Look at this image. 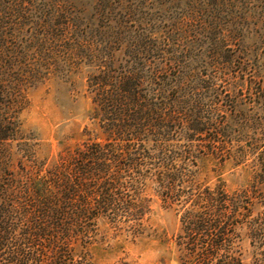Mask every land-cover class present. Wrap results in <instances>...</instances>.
Segmentation results:
<instances>
[{
	"label": "trees",
	"instance_id": "obj_1",
	"mask_svg": "<svg viewBox=\"0 0 264 264\" xmlns=\"http://www.w3.org/2000/svg\"><path fill=\"white\" fill-rule=\"evenodd\" d=\"M262 40L264 0H0V264H92L102 226L145 233L149 189L182 264H264ZM79 74L92 127L42 160L29 91Z\"/></svg>",
	"mask_w": 264,
	"mask_h": 264
},
{
	"label": "rangeland",
	"instance_id": "obj_2",
	"mask_svg": "<svg viewBox=\"0 0 264 264\" xmlns=\"http://www.w3.org/2000/svg\"><path fill=\"white\" fill-rule=\"evenodd\" d=\"M256 51L260 54L258 71L264 87V40L259 41ZM28 99L30 105L21 119L28 133L39 139L42 160L52 162L66 145L77 143L85 129L92 127L89 117L93 105L84 75L52 79L31 89ZM213 169L212 164L204 169L200 181L223 185L230 192L249 183L250 177L242 167L229 165L217 172ZM146 195L151 203L145 217V233L133 238L126 232H105L108 226H102L97 241L88 248L92 264H182L177 246L181 234L179 214L165 205L153 189ZM246 249L249 262L251 250Z\"/></svg>",
	"mask_w": 264,
	"mask_h": 264
}]
</instances>
